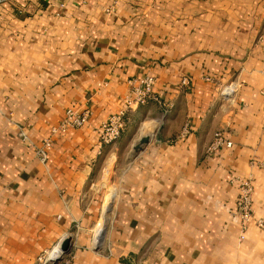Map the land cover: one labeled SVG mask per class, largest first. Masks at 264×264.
Segmentation results:
<instances>
[{
  "label": "crops",
  "instance_id": "1",
  "mask_svg": "<svg viewBox=\"0 0 264 264\" xmlns=\"http://www.w3.org/2000/svg\"><path fill=\"white\" fill-rule=\"evenodd\" d=\"M139 75L156 100L99 143ZM68 108L87 121L49 133ZM144 121L147 144L107 184ZM215 132L230 145L210 154ZM234 175L263 223L241 239ZM64 237L70 264H264V0L0 2V264H39Z\"/></svg>",
  "mask_w": 264,
  "mask_h": 264
},
{
  "label": "built area",
  "instance_id": "2",
  "mask_svg": "<svg viewBox=\"0 0 264 264\" xmlns=\"http://www.w3.org/2000/svg\"><path fill=\"white\" fill-rule=\"evenodd\" d=\"M2 0H0L1 2ZM180 85L185 86L187 80L185 77L180 79ZM128 90L124 97L123 107L115 114L109 115L101 124L98 134V141L101 144H111L119 136L123 126H124V114L127 109L132 108L138 104H142L149 99H155L153 92L154 78L150 75H139L128 81ZM228 89H224L223 92ZM88 109H82L80 111H75L73 109H65L64 114L57 125L49 129V133L53 134L57 131L63 132L68 128H75L83 125L88 118ZM185 130V129H184ZM51 140L47 136L41 141V145L35 149V156L39 161H44L46 156V151L50 148ZM222 145L228 147L230 142L225 140L220 132H215L209 144L206 147L207 152L210 154H215L219 147ZM232 181L236 183L237 194L233 201V206L230 212L239 221V238L243 236V232L250 225L254 224L257 227L262 226V221L255 218L252 213L251 207V195H252V183L249 178H243L238 176H233ZM48 253H42L37 257V262L39 264H45V259ZM57 264H70L68 258L63 256V258ZM120 264H132V263H120Z\"/></svg>",
  "mask_w": 264,
  "mask_h": 264
},
{
  "label": "water",
  "instance_id": "3",
  "mask_svg": "<svg viewBox=\"0 0 264 264\" xmlns=\"http://www.w3.org/2000/svg\"><path fill=\"white\" fill-rule=\"evenodd\" d=\"M148 140L149 137H146L145 135H141V134L138 135L136 141L131 145V149L133 150L131 158L143 149V146L147 144ZM112 200L113 199L111 198L106 200V204L103 206V211L101 216V226L93 234L92 242H93V249L95 250L99 248V244L101 242L105 225L107 222L108 214L111 210ZM69 249H70L69 238L64 237L58 244V251L54 254L53 257H50L46 260V264H57L63 258V256H65L69 252Z\"/></svg>",
  "mask_w": 264,
  "mask_h": 264
},
{
  "label": "rangeland",
  "instance_id": "4",
  "mask_svg": "<svg viewBox=\"0 0 264 264\" xmlns=\"http://www.w3.org/2000/svg\"><path fill=\"white\" fill-rule=\"evenodd\" d=\"M145 121H146V120H145ZM145 121H144L145 124H144V125L142 126V128L140 129V131H141V135H145L146 137H150L149 135L152 134L155 125H153L152 123H150V124H146ZM135 141H136V140H135ZM133 143H134V142H133ZM133 143H132V144H133ZM132 144H131V145H132ZM144 146H145V145H144ZM144 146H143V147H144ZM139 152H140V151H139ZM132 153H133V150L131 149V146H130V147H128V150H127V152H126V155H124V156H120V155H118V156H114V159H113V162H112V165H111V169H113V171H114V175H113V176L110 175L107 184L111 183V184H115V185H117V184H116V176H117V171H116V169H118L121 165L125 164L126 161H128V160L131 158ZM123 158H124V159H123ZM54 247H55V246H54ZM52 252H53V251L51 250V251L48 253V255H47L46 259H45V264H46V260H47V258L53 257L52 254H51ZM50 254H51V255H50Z\"/></svg>",
  "mask_w": 264,
  "mask_h": 264
},
{
  "label": "bare ground",
  "instance_id": "5",
  "mask_svg": "<svg viewBox=\"0 0 264 264\" xmlns=\"http://www.w3.org/2000/svg\"><path fill=\"white\" fill-rule=\"evenodd\" d=\"M57 251H58V245H56V246L54 247L53 252L51 253L52 256H54V254H55ZM51 254H50V255H51ZM47 259H48V258H47Z\"/></svg>",
  "mask_w": 264,
  "mask_h": 264
}]
</instances>
